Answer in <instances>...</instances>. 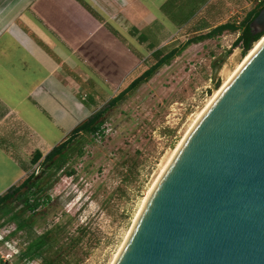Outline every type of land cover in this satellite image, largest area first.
<instances>
[{
    "label": "rangeland",
    "instance_id": "obj_1",
    "mask_svg": "<svg viewBox=\"0 0 264 264\" xmlns=\"http://www.w3.org/2000/svg\"><path fill=\"white\" fill-rule=\"evenodd\" d=\"M200 1L171 0L161 10L162 21L152 23V30L138 32L143 35L142 39L155 44L165 39L170 28L175 32L176 18L180 21L191 9L200 12L163 41V54L178 50L170 61L108 109L101 119L104 132L94 138L91 135L82 137L83 154L71 155L65 167L53 175L55 181L48 190L51 202L39 209L33 232L39 234L54 224H62L60 245L81 236L70 250L69 260L73 264L113 262L144 197L173 150L215 90L247 54L242 53L240 46L232 47L231 44L241 31L242 21L256 8L255 0ZM174 4L178 6L177 11ZM129 17L135 19L136 14L130 12ZM127 23L135 24L132 20ZM225 23L235 26V30L195 40ZM158 24L162 25L161 29L156 27ZM129 39V48L135 52L130 59L139 63L147 54L146 48L136 38ZM149 55L143 58L139 70L133 72L124 87L158 59ZM107 102H102L100 108ZM21 140L19 138L17 147L8 149L22 156L28 166L37 149L36 142L34 139L31 147ZM70 170L72 173L68 174ZM6 219L0 217V263L35 264L18 259L17 254L28 239L24 232L11 235L14 224ZM37 263L42 264L39 259Z\"/></svg>",
    "mask_w": 264,
    "mask_h": 264
},
{
    "label": "water",
    "instance_id": "obj_2",
    "mask_svg": "<svg viewBox=\"0 0 264 264\" xmlns=\"http://www.w3.org/2000/svg\"><path fill=\"white\" fill-rule=\"evenodd\" d=\"M249 28L264 35V5ZM112 264H264V39L190 128Z\"/></svg>",
    "mask_w": 264,
    "mask_h": 264
},
{
    "label": "crops",
    "instance_id": "obj_3",
    "mask_svg": "<svg viewBox=\"0 0 264 264\" xmlns=\"http://www.w3.org/2000/svg\"><path fill=\"white\" fill-rule=\"evenodd\" d=\"M170 1L0 0V194L25 176L23 157L8 149L19 138L31 147L35 139L46 153L121 91L143 58L200 13L191 9L176 18L175 32L170 28L158 43L142 39L138 32L162 21ZM131 36L146 48L139 63L130 59Z\"/></svg>",
    "mask_w": 264,
    "mask_h": 264
},
{
    "label": "trees",
    "instance_id": "obj_4",
    "mask_svg": "<svg viewBox=\"0 0 264 264\" xmlns=\"http://www.w3.org/2000/svg\"><path fill=\"white\" fill-rule=\"evenodd\" d=\"M255 3L256 8L251 10L245 20L242 21L241 31L231 44L232 47L240 46L243 54H246L251 49L252 44L263 35L262 33L252 34L249 28V22L264 5V0L261 2L255 0ZM224 30H235V26L228 23L220 24L210 32L195 38V40L213 37ZM163 47L152 51L149 55L157 56L156 62L132 79L126 87H123L107 102L106 106L99 108L77 123L63 140L53 145L45 154L36 149L30 158V163L28 166L26 165L25 176L0 194V217H6L7 222L14 224V229L10 234L16 235L18 232H24L28 239L25 247L17 254L19 260L27 263L32 261L35 264H39L37 259L41 260L42 264H73L69 260L70 250L74 244L81 240V236H76L66 245H60L58 240L64 231L62 224H54L39 234L34 233L33 227L38 211L51 202L52 198L48 190L55 181L53 180L55 172L65 167L71 155L81 156L83 154L82 137L91 135L94 138L96 135L102 134L104 128L101 127V119L106 111L122 101L127 93L150 79L158 68L167 64L178 52V50L172 49L163 54ZM35 164L36 166L31 169L30 166ZM37 169H40L39 173L36 172ZM67 173L71 174L72 170Z\"/></svg>",
    "mask_w": 264,
    "mask_h": 264
},
{
    "label": "bare ground",
    "instance_id": "obj_5",
    "mask_svg": "<svg viewBox=\"0 0 264 264\" xmlns=\"http://www.w3.org/2000/svg\"><path fill=\"white\" fill-rule=\"evenodd\" d=\"M264 39V35L261 36V38L259 40H257L256 42H254V45L251 47V49L247 52V54L244 56L243 60L241 61V63H239V65L237 66V68L224 80V82L222 83V85L215 90L214 94L211 96V98L209 99V101L207 102L206 106L203 108V110H201V112H199L197 114V118L195 119V121L190 125L189 129L187 130L186 134L188 133V131L190 130V128L193 126V124L196 122V120L199 118V116L202 114V112L207 108V106H209V104L214 100V98L217 96V94L222 90V88L226 85V83L230 80V78L232 77V75L236 72V70L239 68V66H241L243 64V62L250 56V54H252L255 49L259 46V44L262 42V40ZM184 136V137H185ZM184 139V138H183ZM182 139V140H183ZM182 140L179 142V144L177 145V147L173 150L172 155L169 157V159L167 160V163L165 164V166H163L162 170L160 171V173L158 174V176L156 177L155 181L153 182L149 192L146 194V196L143 199V202L141 204L140 210L146 200V198L149 196L153 186L156 184L158 178L160 177V175L162 174L163 170L166 168V166L168 165V163L170 162L171 158L173 157V155L175 154L176 150L178 149V147L180 146ZM139 210V211H140ZM139 213V212H138ZM137 213V214H138ZM137 216V215H136ZM136 218V217H135ZM135 220V219H134ZM120 250V249H119ZM119 252V251H118ZM112 264V262H111Z\"/></svg>",
    "mask_w": 264,
    "mask_h": 264
},
{
    "label": "built area",
    "instance_id": "obj_6",
    "mask_svg": "<svg viewBox=\"0 0 264 264\" xmlns=\"http://www.w3.org/2000/svg\"><path fill=\"white\" fill-rule=\"evenodd\" d=\"M257 2H261L262 0H256Z\"/></svg>",
    "mask_w": 264,
    "mask_h": 264
}]
</instances>
